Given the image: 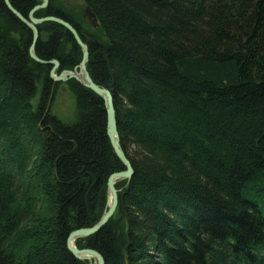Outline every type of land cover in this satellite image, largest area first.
<instances>
[{"label":"trees","instance_id":"1","mask_svg":"<svg viewBox=\"0 0 264 264\" xmlns=\"http://www.w3.org/2000/svg\"><path fill=\"white\" fill-rule=\"evenodd\" d=\"M9 1L24 17L40 2ZM82 1L101 40L79 15L34 17L68 21L87 44L133 174L115 183L117 217L76 247L104 264H264V0ZM0 22V264H91L66 240L100 219L108 176L126 168L103 99L69 79L77 120L50 114L51 65L30 57L32 31L3 0ZM36 27L34 52L56 74L79 64L68 29Z\"/></svg>","mask_w":264,"mask_h":264},{"label":"water","instance_id":"2","mask_svg":"<svg viewBox=\"0 0 264 264\" xmlns=\"http://www.w3.org/2000/svg\"><path fill=\"white\" fill-rule=\"evenodd\" d=\"M7 9L13 14L15 15L21 22H23L25 25H27L31 31H32V41L31 44L29 46V55L30 57L35 60L38 63L41 64H46V65H51L52 68L49 72V76L50 78L54 81H67L69 79H75L76 81L80 82L82 85H84L85 87L89 88L91 91H93L94 93H96L97 95H99L104 102V106L106 109V114H107V125H106V130H107V135L110 141V144L116 154V156L118 157V159L125 165V170L122 171H117V172H113L109 175L108 179H107V192L108 194L110 193L111 195V200L110 202L107 201L106 202V209L104 210V212L102 213L100 219L91 227H85V228H79V229H75L73 230L67 240H66V247L68 249L69 252L72 253V255L74 257H76L77 259H84L86 257H84V255L90 254L96 257L97 259V264H104L103 258L102 256L95 250L90 249V248H77L75 245V240L81 237H86L89 236L95 232H97L98 230H100L107 222L108 220L112 217V215L114 214L116 207H117V200H118V190L115 187V181L116 180H121V179H130V177L133 174V169L132 166L130 164V161L127 159L124 151L122 150L120 143H119V134L117 131V122H116V118H115V109H114V105H113V97L112 94L104 87L99 86L98 84H96L91 76L89 75L87 69H86V62L88 59V47L87 44L84 43L79 34L77 33L75 27H73V25L71 23H69L68 21L57 17V16H45V17H41V18H36L33 16V13L36 9L40 8V7H44L47 3V0H41L42 4L41 5H37L35 7H33L29 13L27 17H24L19 11H17L10 3L9 0H3ZM82 17H83V22L84 23H88L89 25H91L92 27H97L98 23H97V19L95 14L93 13V11L91 10V8L89 6H85L82 11ZM44 21H54L57 22L58 24L64 26L66 29H68L74 40L77 42V44L80 46L81 51H82V57L81 60L79 62V64L77 66H75L72 70H62L59 74H55L59 63L57 60L52 59V60H42L40 58H38L34 52V46H35V42L38 39V29H37V24L42 23ZM82 70L84 72V76L83 79H79L74 72H76V70Z\"/></svg>","mask_w":264,"mask_h":264},{"label":"rangeland","instance_id":"3","mask_svg":"<svg viewBox=\"0 0 264 264\" xmlns=\"http://www.w3.org/2000/svg\"><path fill=\"white\" fill-rule=\"evenodd\" d=\"M1 25L3 26V22H0V26ZM86 28H88V27H86ZM9 29L11 31L8 33H7V31L4 30L5 35L8 36L10 39L12 38V39H14V41H16L17 38L19 37V34L17 33L18 29L14 30V27H11ZM90 29L91 28L89 27V30ZM92 32L98 37L99 40H101L103 38L101 33L99 32V30L95 29V27H93ZM41 35L43 37H45V33H43ZM50 70H51V68H50ZM55 74H56V72H55ZM55 82L58 85H57V88H56L54 94L52 95L50 102L48 103L47 109L50 112V114L56 116L62 122L67 123V124L74 123L77 120V116H78V110H77L76 105H75V97H74L73 93L71 92L69 85L66 83V81L62 82L60 80V81H55ZM41 89H42V83L38 82L37 83V93H36L35 97L32 99V103H33L34 108L37 107V103L39 101ZM117 181H119V180H117ZM106 195H107V193H106ZM106 200H107V197H106ZM263 213H264V207H263ZM112 216L114 219L117 217L115 212ZM89 262L91 264H95L94 259H91Z\"/></svg>","mask_w":264,"mask_h":264},{"label":"flooded vegetation","instance_id":"4","mask_svg":"<svg viewBox=\"0 0 264 264\" xmlns=\"http://www.w3.org/2000/svg\"><path fill=\"white\" fill-rule=\"evenodd\" d=\"M39 1L40 2L37 4L40 5L42 3V1L41 0H39ZM34 6H36V4ZM46 8L51 9L54 13L62 15L71 21L75 20L73 18L78 19V15H79L81 17L82 22H83V17H82L81 11L84 8V3L82 0H47V3L45 5V7H43V9H46ZM34 13H33V16H34ZM37 18H39V17H37ZM75 23L78 24L79 26H81L78 21H76ZM85 24H87V23H85Z\"/></svg>","mask_w":264,"mask_h":264},{"label":"bare ground","instance_id":"5","mask_svg":"<svg viewBox=\"0 0 264 264\" xmlns=\"http://www.w3.org/2000/svg\"><path fill=\"white\" fill-rule=\"evenodd\" d=\"M42 4V3H41ZM40 4V5H41ZM45 7V6H44ZM40 8H43V7H40ZM40 8H38V9H40ZM38 9H36V10H38ZM35 10V11H36ZM34 11V12H35ZM41 18V17H40ZM52 68V67H51ZM74 74L79 78V79H83V76H84V72L82 71V70H76V72H74ZM63 82V81H62ZM84 86V85H83ZM109 177V176H108ZM108 179V178H107ZM120 180V179H119ZM122 180V179H121ZM117 181V180H116ZM115 181V182H116ZM106 191H107V181H106ZM110 200H111V195H110V193L108 194V192H107V201H109L110 202ZM84 257H86V258H84V259H82V260H91V259H94V261H95V264H97V259H96V257L95 256H93V255H90V254H87V255H84Z\"/></svg>","mask_w":264,"mask_h":264}]
</instances>
